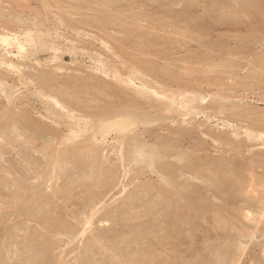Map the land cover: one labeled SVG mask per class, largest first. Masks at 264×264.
Returning a JSON list of instances; mask_svg holds the SVG:
<instances>
[{
  "label": "rangeland",
  "instance_id": "rangeland-1",
  "mask_svg": "<svg viewBox=\"0 0 264 264\" xmlns=\"http://www.w3.org/2000/svg\"><path fill=\"white\" fill-rule=\"evenodd\" d=\"M15 2L0 0V31L36 46L21 56L0 40V264H264V0ZM130 78L160 97L131 89ZM104 110L125 117L120 128L142 116L128 134L144 130L139 144L95 141ZM161 162L169 174L157 172ZM161 179L172 185L164 196ZM170 187L188 200L190 222Z\"/></svg>",
  "mask_w": 264,
  "mask_h": 264
},
{
  "label": "bare ground",
  "instance_id": "bare-ground-1",
  "mask_svg": "<svg viewBox=\"0 0 264 264\" xmlns=\"http://www.w3.org/2000/svg\"><path fill=\"white\" fill-rule=\"evenodd\" d=\"M121 1V0H120ZM14 2H15V0H14ZM109 2V1H108ZM214 2V1H213ZM13 3V2H12ZM11 3V4H12ZM16 3V2H15ZM118 3V2H117ZM117 3H115V4H117ZM253 4V3H252ZM213 8H214V6H213ZM23 9V8H22ZM264 10V9H263ZM255 11V10H254ZM256 12V11H255ZM258 13V12H257ZM0 40L1 41H3V42H6L7 43V45H10V44H14L15 46H16V48H17V52H16V54L17 53H19V55H21V56H23V55H25V53H26V51H27V47H31V48H33V47H35L36 46V41H32V40H30V39H26V38H19V37H17V36H14V35H10V34H8V32H1L0 31ZM5 43V44H6ZM31 43H33L32 45H31ZM8 47H10V46H8ZM3 48H4V46H3ZM14 51V50H13ZM3 53H6V54H13L14 52H12V50L11 49H4V52ZM13 55H15V54H13ZM1 60H3V59H0V61ZM2 62H5V65H7L8 67H11V69H12V67L13 66H15L14 64H13V62L11 61V60H4V61H2ZM1 62V64L2 65H4V63H2ZM132 64V63H131ZM18 64L16 63V66H17ZM98 67V66H97ZM103 67V66H102ZM142 67V66H141ZM14 68V67H13ZM95 69H96V67H95ZM100 68H98V70H99ZM97 70V69H96ZM147 70V69H146ZM101 72V71H100ZM131 72V71H130ZM162 73H163V71H162ZM47 74H48V72H47ZM104 74V73H103ZM106 74H107V72H106ZM109 74V73H108ZM151 74V73H150ZM131 75V74H130ZM143 75V74H142ZM114 76L116 77V78H118L119 79V73L118 72H116L115 74H114ZM114 76H112V77H114ZM122 77V76H121ZM42 78H44V76L42 77ZM51 78V77H50ZM89 78V77H88ZM123 78V77H122ZM49 79V78H48ZM93 79V78H92ZM124 79V78H123ZM83 80H85V79H83ZM90 80V79H89ZM100 81H102V80H100ZM145 81V80H144ZM47 82V81H46ZM95 82H96V79H95ZM139 82V85H137V83L133 80V78L131 79L130 78V80L129 81H127V84H128V86L131 88V89H133V90H138L140 93H144L145 94V92L148 94V95H156V96H158V97H160V94H161V92L160 91H158L156 88H154L153 86H146L145 84H144V82H143V80L142 79H140V81H138ZM99 83V82H98ZM100 83H103V82H100ZM99 83V84H100ZM122 83H124V82H122ZM147 83V82H146ZM93 85L94 84H97V83H92ZM91 84V85H92ZM104 84V83H103ZM105 84H106V82H105ZM104 84V85H105ZM124 84H126V83H124ZM123 84V85H124ZM103 85V86H104ZM52 86H53V84H52ZM55 86V85H54ZM57 86V85H56ZM55 86V87H56ZM101 86V85H100ZM105 86H109V85H105ZM146 86V87H145ZM54 87V88H55ZM96 87V86H95ZM111 87V86H110ZM109 87V88H110ZM144 87V88H143ZM42 88H44V87H42ZM106 88V87H105ZM112 88V87H111ZM140 88V89H139ZM53 89V88H52ZM99 89V88H98ZM42 91V90H41ZM44 92V91H43ZM42 93V92H41ZM49 93V92H48ZM50 94V93H49ZM55 94V93H54ZM131 94V93H130ZM52 95V94H51ZM163 96V95H162ZM53 98H54V96H52ZM165 97V96H164ZM56 98H57V96H56ZM56 98H54L55 100H54V102H55V104H59V101L56 99ZM131 98V97H130ZM7 99V98H6ZM133 99V98H132ZM174 99V98H173ZM202 99H203V97H202ZM201 100V99H200ZM69 101V100H68ZM67 101V102H68ZM169 101V103H172L173 102V100H172V98L170 97V99L168 100ZM52 102V101H51ZM194 102V101H193ZM71 103V102H70ZM122 103V102H121ZM159 103V102H158ZM161 103V102H160ZM183 103V102H182ZM190 103H192V102H190ZM112 104V103H111ZM114 104V103H113ZM118 104V103H117ZM70 105V104H69ZM71 105H72V103H71ZM125 105V104H124ZM107 106V105H106ZM114 106V105H113ZM183 106V105H182ZM73 107V106H72ZM108 107V106H107ZM112 107V106H111ZM69 108H70V106H69ZM75 108V107H74ZM106 108V107H105ZM127 108V107H126ZM71 109V108H70ZM158 109V108H157ZM169 109V108H168ZM178 109V108H177ZM186 109V108H185ZM60 110V109H59ZM71 111H73V109H71ZM117 111V110H116ZM115 111V112H116ZM127 111H128V108H127ZM82 112V111H81ZM87 112V111H86ZM113 112H114V110H113ZM113 112L112 111H110V110H104L103 112H101L100 113V115H103L101 118H100V120L101 121H99V124H98V130L97 131H94L93 133V139L95 140V141H103V143L104 142H106V141H108V140H116V141H119V143L120 142H122V145L126 142H132V144L133 143H136V144H139V142H140V140L142 139V137H143V133L145 134V131L143 130V132H142V134L141 135H138V134H133V135H128L129 134V131L132 129V127H134V126H138L140 123H144L145 121H143V119H141L142 118V116H137V117H130V119H129V121H128V124H126V125H123L121 128L120 127H118V125L121 123V120H123L124 121V119H125V117H121V115H115V114H113ZM72 114H74V113H72ZM252 114H253V112H252ZM87 115V114H86ZM186 115V114H185ZM12 116V115H11ZM23 117H25V116H23ZM72 118H74L75 119V117L74 116H71ZM80 116H78V118H79ZM114 117H116V119L119 117L120 119L119 120H113V118ZM9 118V117H8ZM26 118V117H25ZM96 118H97V116H96ZM13 119V118H12ZM11 119V120H12ZM81 119V118H80ZM98 119V118H97ZM264 119V118H263ZM61 120V119H60ZM79 120V119H78ZM109 120V121H108ZM15 121V120H14ZM78 122V121H77ZM18 123H20V125L21 126H23V127H26V125L28 124V121L26 120V121H23V120H21L20 119V122H18ZM16 124V123H15ZM79 124V123H78ZM76 125V124H75ZM17 126V125H16ZM19 126V125H18ZM46 126V125H45ZM74 126V125H73ZM185 126V125H184ZM31 127V126H30ZM75 127V126H74ZM78 127V126H77ZM81 127H83V126H81ZM80 127V128H81ZM94 127V126H93ZM128 127H130V129H128ZM34 128V127H33ZM85 129V128H84ZM87 129V128H86ZM93 129V128H92ZM115 129L117 130V131H119L120 133H117V135H115L114 137H108V135L110 134V132L111 131H115ZM128 129V130H127ZM71 131L73 130V129H70ZM76 130V129H75ZM78 130H79V127H78ZM88 130V129H87ZM87 130H83V131H87ZM93 130H95V129H93ZM166 130V129H165ZM22 131H24V128H23V130ZM90 131H92L91 130V128H90ZM28 132V131H27ZM73 132V131H72ZM78 132V131H77ZM80 132V131H79ZM155 132V131H154ZM134 133H135V131H134ZM248 133V132H247ZM35 135H39V134H36V133H34ZM68 134V133H67ZM71 134V133H70ZM78 134H80V133H78ZM84 134V133H83ZM91 134V133H90ZM159 135V134H158ZM23 136H24V134H23ZM48 136V135H47ZM79 136V135H78ZM27 137V136H26ZM70 137V136H69ZM68 137V138H69ZM71 138V137H70ZM225 138V137H224ZM26 139V138H25ZM58 139V138H57ZM73 139V138H72ZM75 139V138H74ZM73 139V140H74ZM121 140V141H120ZM228 140V139H227ZM47 141V140H46ZM49 141V140H48ZM47 141V142H48ZM56 141V140H55ZM59 141V140H58ZM94 141V142H95ZM178 141V140H177ZM226 141V140H225ZM228 142V141H227ZM92 143V142H91ZM91 143H89V144H91ZM107 143V142H106ZM85 144V143H84ZM141 144V143H140ZM46 145V144H45ZM50 144H48V146H49ZM54 145H56L55 143H54ZM60 145V144H59ZM64 145V144H63ZM119 145V144H118ZM146 145V144H145ZM262 145V144H261ZM72 147H69L70 148V150H73L74 151V149H75V147H74V145H71ZM95 146V145H94ZM101 146V145H100ZM133 146H134V144H133ZM171 146V145H170ZM166 146L167 147V149H168V151H169V149L171 148V147H173V146ZM51 147H53V146H51ZM64 147V146H63ZM66 147V146H65ZM82 147H83V145H82ZM87 147H89V146H87ZM91 147H92V145H91ZM96 147V146H95ZM127 147H128V145H127ZM132 147V146H131ZM136 147H137V145H136ZM42 148V147H41ZM45 148V147H44ZM44 148H42V149H44ZM94 148V147H93ZM148 148V147H147ZM66 149V148H65ZM120 149H121V147H120ZM137 149V148H136ZM135 149V150H136ZM138 149H140V147L138 148ZM50 150V149H49ZM62 150V149H61ZM89 149H87V151H88ZM91 150V149H90ZM123 150V149H122ZM163 150H164V148H163ZM82 151V150H81ZM92 151V150H91ZM168 151H166V152H168ZM54 152V151H53ZM58 152V151H57ZM75 152V151H74ZM94 152H97L96 151V149H95V151ZM130 152V151H129ZM128 152V155L130 156V153ZM162 152H164V151H162ZM172 152H174V151H172ZM70 153V152H69ZM72 153V152H71ZM77 153H78V151H77ZM80 153V152H79ZM93 153V152H92ZM127 153V152H126ZM135 153H137V152H134V154ZM169 153V152H168ZM82 154H83V152H82ZM87 154V153H86ZM96 154V153H95ZM124 154V153H123ZM165 154V153H164ZM59 155V154H58ZM74 155V154H73ZM84 155V154H83ZM91 155H93V154H91ZM124 155H126L127 156V154H124ZM170 155V154H169ZM121 156V155H120ZM131 156H134V155H131ZM174 156V155H173ZM58 157V156H57ZM71 157H72V155H71ZM122 157V156H121ZM224 158V157H223ZM59 159V158H58ZM57 159V161L59 162L60 161V159L58 160ZM126 159H127V157H126ZM132 159V158H131ZM154 159V158H153ZM66 161H67V159H65ZM69 160V159H68ZM125 160V159H124ZM126 161V160H125ZM132 161V160H131ZM185 161V160H184ZM61 162H63V163H65L64 162V159H63V161H61ZM129 162V161H128ZM159 162V161H158ZM69 163V162H68ZM73 163V162H72ZM122 163V162H121ZM155 163V162H154ZM154 163H149L150 165H153ZM156 163H157V161H156ZM182 163H184V162H182ZM227 163V162H226ZM177 164V163H176ZM181 164V163H180ZM63 165V164H62ZM71 165V164H70ZM69 165V166H70ZM133 165H138V164H133ZM143 165V164H142ZM173 165H175V164H173ZM173 165H170V166H173ZM223 165H225V164H223ZM13 166V165H12ZM64 166H65V164H64ZM67 166V165H66ZM177 167L179 166V165H176ZM181 166V165H180ZM180 166H179V168H180ZM193 166V165H192ZM196 166H198V165H196ZM71 167V166H70ZM74 167V166H73ZM65 168V167H64ZM67 168V167H66ZM139 168V167H138ZM143 168H144V165H143ZM156 168V170H157V172H159V173H161V172H166L167 174H169V170H168V168H167V166L166 165H164V163L162 164V162H161V164L159 165V166H157V167H155ZM183 168H184V170L185 169H188L189 168V165L187 164V166H186V168H185V166L183 167L182 166V168H181V170H183ZM192 168V167H191ZM198 168V167H197ZM199 168H200V166H199ZM204 168V167H203ZM12 169V168H11ZM15 169H16V167H15ZM196 169V168H195ZM202 169V168H201ZM17 170V169H16ZM24 170V169H23ZM167 170H168V172H167ZM183 170V171H184ZM1 171V170H0ZM148 171V170H147ZM193 174H194V171H192V170H190ZM197 171H199V170H197ZM201 171V170H200ZM209 171V170H208ZM2 172V171H1ZM4 172V171H3ZM9 172V171H8ZM8 172H7V174H8ZM156 172V171H155ZM172 172V171H171ZM187 173H190L188 170L186 171ZM203 172H204V170H203ZM146 173V172H145ZM166 173H164V174H166ZM197 173V172H196ZM10 174H11V172H10ZM24 174H25V170H24ZM23 174V175H24ZM98 174V173H97ZM144 174V173H143ZM162 174V173H161ZM191 174V173H190ZM192 174V175H193ZM207 174V173H206ZM2 175V174H1ZM4 175V174H3ZM171 175V174H170ZM177 175V174H176ZM195 175H197V174H195ZM194 175V176H195ZM98 176V175H97ZM103 176V175H102ZM174 176V175H173ZM178 176V175H177ZM3 177V176H2ZM93 177V176H92ZM8 178V177H7ZM12 178V177H11ZM100 178V177H99ZM13 179V178H12ZM92 179V178H91ZM6 180V179H5ZM18 180V179H17ZM66 180V179H65ZM71 180V179H70ZM72 180H74V179H72ZM71 180V181H72ZM97 180V179H96ZM8 181V180H7ZM151 181V180H150ZM161 181L162 182H159V183H162V186H160L161 188H160V192L161 193H159V194H162L163 193V195L162 196H164V193L167 191L166 189V185H171L170 183H168L165 179H161ZM169 181V180H168ZM180 181V180H179ZM182 181V180H181ZM14 182H15V180H14ZM18 182V181H17ZM155 182V181H154ZM177 182V181H176ZM4 183H6V182H4ZM82 183V182H81ZM92 183H94V182H92ZM145 183H147L146 181H145ZM158 183V182H157ZM171 183H175V182H171ZM183 183V181L181 182V184ZM3 184V183H2ZM12 184H13V182H12ZM16 184V183H15ZM22 184V183H21ZM72 184H74V183H72ZM151 184V183H150ZM149 184V185H150ZM177 184H179V183H177ZM180 184V185H181ZM6 185V184H5ZM65 185V184H64ZM69 185H70V183H69ZM152 185V184H151ZM185 185H187L186 183H185ZM19 186V185H18ZM17 186V187H18ZM75 186V185H74ZM140 186H141V184H140ZM163 186H165V187H163ZM172 186V185H171ZM173 186H175V185H173ZM188 186V185H187ZM1 187V186H0ZM10 187V186H9ZM22 187L24 188V187H27V185L25 186H23V184H22ZM61 187H63V186H61ZM72 187V186H71ZM159 187V186H158ZM190 187V186H189ZM209 187V186H208ZM14 188V187H13ZM21 188V187H20ZM30 188V187H29ZM57 188L58 187H56V189L55 190H57ZM60 188V187H59ZM58 188V189H59ZM69 188V186H67V189ZM83 188V187H82ZM145 188H146V186H145ZM144 188V189H145ZM174 189V187H170V189ZM186 188V187H185ZM184 188V189H185ZM206 188V187H205ZM15 189V188H14ZM17 190H18V188H16ZM27 189V188H26ZM70 189V188H69ZM68 189V190H69ZM147 189V188H146ZM145 189V190H146ZM172 189H171V191H172ZM187 189V188H186ZM212 189V188H211ZM10 190V189H9ZM30 190V189H29ZM141 190H142V186H141ZM150 190H151V187H150ZM149 190V191H150ZM176 191H177V189H175ZM190 190V189H189ZM208 190V189H207ZM1 191V194H3L2 193V190H0ZM11 191H12V189H11ZM28 191V190H27ZM53 191V190H52ZM59 191H61V190H59ZM142 191H144V190H142ZM155 191V190H154ZM178 191H179V189H178ZM176 192V193H179V192ZM186 191V190H185ZM5 193H6V191H4ZM10 192V191H9ZM15 192H17L16 190H15ZM18 192H19V190H18ZM20 192H22L21 190H20ZM19 192V193H20ZM55 192H57V191H55ZM66 192V191H65ZM70 192V191H69ZM89 192V191H88ZM144 192H147V191H144ZM152 192V191H151ZM168 192H170V191H168ZM182 192V191H181ZM184 192V191H183ZM214 192V191H213ZM7 193H8V191H7ZM11 193V192H10ZM18 193V194H19ZM29 193H30V191H29ZM62 193V192H61ZM68 193V192H67ZM66 193V194H67ZM134 193V195H133V197H131V198H134V196H135V192H133ZM132 193V194H133ZM148 193V192H147ZM158 193V192H157ZM172 193H175V191L173 192L172 191ZM176 193H175V195H174V197H170L171 198V200H172V198H174L173 199V201L175 200V199H177V198H181V196H179V197H175L176 196ZM193 194H194V192H192ZM12 194V193H11ZM16 195H17V193H15ZM27 195H28V192L26 193ZM56 194H58V193H56ZM59 194H60V192H59ZM62 194H64V193H62ZM62 194H60V196H62V197H64V195H62ZM71 194H73V193H71ZM75 194V193H74ZM139 194V193H138ZM150 194V193H149ZM149 194H147V196L149 195ZM152 194V193H151ZM154 194V193H153ZM191 194V193H190ZM189 193H188V195H190ZM193 194H191V195H193ZM199 194V193H198ZM203 194V193H202ZM7 195H9V194H7ZM13 195H14V193H13ZM15 195V197H17ZM47 195V194H46ZM68 195V194H67ZM82 195H84V194H82ZM81 195V196H82ZM145 195V194H144ZM144 195H143V197H144ZM156 195H158V194H156ZM155 195V196H156ZM173 195V194H172ZM197 195V194H196ZM195 195V196H196ZM45 196V195H44ZM53 196H55V195H53ZM84 196H86V195H84ZM84 196H82V197H84ZM90 196V195H89ZM128 196H130V195H128ZM132 196V195H131ZM139 196V195H138ZM141 196V195H140ZM186 195H183L182 194V199H184V197H185ZM200 196H202V195H200ZM223 196V195H222ZM9 197V196H8ZM13 197V196H12ZM21 197V196H20ZM29 197L31 198V194L29 195ZM42 197V196H41ZM68 197V196H67ZM93 197V196H92ZM154 197V196H153ZM157 197V196H156ZM0 198H1V201H2V203L4 202L3 200H2V197L0 196ZM6 198V197H5ZM14 198V197H13ZM18 198V197H17ZM16 198V199H17ZM26 198H28V197H26ZM29 198V199H30ZM56 198V197H55ZM61 198V197H60ZM65 198V197H64ZM63 198V199H64ZM70 198V197H69ZM69 198H65V199H68L69 200ZM85 198V197H84ZM87 198V197H86ZM85 198V199H86ZM89 198V197H88ZM94 198V197H93ZM128 198V197H127ZM126 198V199H127ZM130 198V199H131ZM148 198V197H147ZM149 198H151V197H149ZM179 198V199H180ZM188 198V197H187ZM196 198H198V197H196ZM7 199V198H6ZM16 199L14 200V201H16ZM19 199H21V198H19ZM37 199V198H36ZM41 199V198H40ZM44 199V198H43ZM50 199V198H49ZM89 199H92L91 198V196H90V198ZM88 199V201H90ZM134 199H136V197L134 198ZM179 199H177L176 200V204H175V206L177 207V209L179 210V212L180 211H182V215L184 214L185 216L186 215H189V208H190V205H185V203L188 201H186L184 204L182 203V204H179L180 202H178V200ZM13 200V199H12ZM31 200H32V198H31ZM45 200V199H44ZM52 200H53V198H52ZM51 200V202H54V201H52ZM95 200H98V199H96V197H95ZM132 200V199H131ZM131 200H129L127 203L128 204H130L132 201ZM140 200V199H139ZM155 200V199H154ZM170 200V201H171ZM200 200V199H199ZM203 200V199H202ZM202 200H200L201 202H202ZM1 201H0V204H2L1 203ZM21 201V200H20ZM43 201V200H42ZM47 201V200H46ZM61 201V200H60ZM93 201V200H92ZM163 201V200H162ZM165 201V200H164ZM169 201V202H170ZM189 201H191V199L189 200ZM195 201V203H196V199L195 200H193V202ZM13 202V201H12ZM22 202V201H21ZM33 202V201H32ZM32 202L30 203L31 205H32ZM37 202H39V201H37ZM50 202V201H49ZM50 202V203H51ZM94 202V201H93ZM95 202H97V201H95ZM121 202V201H120ZM125 202V201H124ZM144 202H145V200H144ZM153 202V201H152ZM183 202V201H182ZM192 202V201H191ZM209 202V201H208ZM40 203H41V201H40ZM39 203V204H40ZM47 203H48V201H47ZM50 203H49V205H50ZM122 203V202H121ZM146 203V202H145ZM156 203H158V202H155V204ZM162 203V202H161ZM164 203V202H163ZM172 203V202H171ZM200 203V202H199ZM198 203V204H199ZM204 203H206V202H204L203 201V204ZM210 203V202H209ZM262 205H264V203L261 201L260 202ZM3 204H5V203H3ZM30 204H28V207H30L29 205ZM34 204V203H33ZM56 204H58V203H56ZM60 204H62V203H60ZM65 204H67V202L65 203ZM83 204V203H82ZM87 204V203H86ZM93 204V203H92ZM123 204V203H122ZM127 204V205H128ZM147 204H149V201L147 202ZM187 204H188V202H187ZM193 204V203H192ZM198 204H197V206H198ZM23 205H25V203H23ZM27 205V204H26ZM35 205V204H34ZM34 205H32V206H34ZM53 205V204H52ZM89 205H90V203H89ZM151 206H152V204H150ZM161 205V204H160ZM194 205V204H193ZM206 204H204V206H205ZM247 205V204H246ZM257 205V204H256ZM16 206V205H15ZM60 206V205H59ZM58 206V207H59ZM95 206V205H94ZM123 206H125V204L123 205ZM130 206H132L131 204H130ZM153 206H154V203H153ZM155 206H157V204L155 205ZM195 206V205H194ZM193 206V207H194ZM196 206V207H197ZM208 206V205H207ZM206 206V207H207ZM19 207V206H18ZM21 207V206H20ZM23 207V206H22ZM21 207V208H22ZM27 207V209H29ZM49 207V206H48ZM92 207V206H91ZM122 207V206H121ZM139 207V206H138ZM141 207V206H140ZM164 207V206H163ZM175 207V208H176ZM192 206H191V208H193ZM200 207V206H199ZM226 207V206H225ZM263 207V206H262ZM25 208H26V206H25ZM25 208H23V209H25ZM35 208H36V206H35ZM38 208H41V207H38ZM46 208V207H45ZM50 208V207H49ZM62 208H63V206H62ZM119 208V207H118ZM124 208V207H123ZM26 209V210H27ZM56 209V208H55ZM90 209V208H89ZM117 209V208H116ZM128 209V208H127ZM131 209V208H130ZM151 209V208H150ZM161 209H164V208H162L161 207ZM167 208H165V210H166ZM172 209H174V207L172 208ZM197 209V208H196ZM262 209V208H261ZM30 210V209H29ZM39 210H41V209H39ZM52 210V209H51ZM94 210V209H93ZM110 210V209H109ZM126 210V209H125ZM133 210V209H132ZM146 210V209H145ZM203 211H206V209L204 210V209H202ZM264 210V209H263ZM262 210V211H263ZM64 211V210H63ZM95 211V210H94ZM93 211V212H94ZM117 211V210H116ZM124 211V210H123ZM129 211V210H128ZM128 211H126V212H128ZM150 211H152L153 212V210H150ZM164 211V210H163ZM201 211V210H200ZM44 212H45V210H44ZM47 212V211H46ZM45 212V213H46ZM50 212V211H49ZM107 212V211H106ZM113 212V211H112ZM115 212V211H114ZM172 212V211H171ZM176 212V211H175ZM51 213V212H50ZM120 213V212H119ZM139 213V212H138ZM150 213V212H149ZM165 213V212H164ZM188 213V214H187ZM192 213H193V211H192ZM264 213V212H263ZM112 214V213H111ZM126 214H128V213H126ZM125 214V215H126ZM134 214H136V213H134ZM197 214H199L198 212H197ZM61 215V214H60ZM93 215V214H92ZM92 215H90L91 217H92ZM95 215V214H94ZM113 215V214H112ZM115 215V214H114ZM123 214H121V216H122ZM152 215V214H151ZM150 215V216H151ZM154 215V214H153ZM156 215V214H155ZM163 215V214H162ZM166 215V214H165ZM168 215H169V213H168ZM176 215H178V214H176ZM194 215V214H193ZM260 215V214H259ZM263 215V214H262ZM44 216V215H43ZM42 216V217H43ZM97 216H99V215H97ZM107 216V215H106ZM117 216V215H116ZM138 216V215H137ZM167 216V215H166ZM200 216V215H199ZM261 216V215H260ZM90 217V218H91ZM101 218H103L102 217V215L100 216ZM105 217V216H104ZM107 217H110L109 215L107 216ZM136 217V216H135ZM151 217H153V216H151ZM170 217H172L171 215L169 216V218ZM173 217H174V215H173ZM180 217V216H179ZM187 218H188V216H186ZM190 217H191V215H190ZM201 217V216H200ZM44 218V217H43ZM56 218H58V217H56ZM111 218V217H110ZM109 218V220L111 221V219ZM114 218V217H113ZM115 218H118V217H115ZM130 218V217H129ZM131 218H133V217H131ZM155 218V217H154ZM158 218V216L156 217V219ZM197 218H198V216H197ZM203 218V217H202ZM229 218V217H228ZM227 218V219H228ZM45 219H47V218H45ZM100 219V218H99ZM107 219V218H106ZM124 219V218H123ZM128 219V218H127ZM135 219V218H134ZM160 219V218H159ZM162 219H164V218H162ZM166 219V218H165ZM182 219H183V217H182ZM190 218H188V220H189ZM201 219V218H200ZM199 219V220H200ZM206 219V218H205ZM56 220V219H55ZM98 220V219H97ZM102 220V219H101ZM104 220V219H103ZM121 220V219H120ZM131 220V219H130ZM152 220V219H151ZM169 220V219H168ZM167 220V221H168ZM174 220H176V219H174ZM186 220V219H185ZM222 220V219H221ZM225 220V219H224ZM114 221H116V220H114ZM159 221V220H158ZM163 221V220H162ZM171 221V220H170ZM193 221V220H192ZM202 221V220H201ZM218 221V220H217ZM90 222V221H89ZM151 222V221H150ZM172 222H175L176 223V221H173L172 220ZM179 222V221H178ZM183 222H184V220H183ZM186 222V221H185ZM189 222H190V220H189ZM221 222V225L223 224L222 222L223 221H220ZM226 222V221H225ZM123 223V222H122ZM163 223H165V222H163ZM170 223V222H169ZM182 223V222H181ZM229 223H230V221H229ZM110 224V223H109ZM115 224V223H114ZM126 224V223H125ZM157 224V223H156ZM166 224H167V222H166ZM166 224H163L164 226H166ZM189 224V223H188ZM187 224V225H188ZM225 224V223H224ZM86 225V224H85ZM117 225V224H116ZM168 225H170V224H168ZM179 225V224H178ZM193 225V224H192ZM118 226V225H117ZM124 226V225H123ZM152 226H154V225H152ZM162 226V225H161ZM173 226V225H172ZM171 226V227H172ZM180 227H181V225H179ZM179 226H177V227H179ZM256 226V225H255ZM116 227V226H115ZM196 227V226H195ZM223 227V226H222ZM225 227H226V225H225ZM48 228V227H47ZM119 228V227H118ZM124 228V227H123ZM128 228V227H127ZM170 228V227H169ZM183 228V227H182ZM197 228V227H196ZM232 228V227H231ZM45 229V228H44ZM86 229V228H85ZM84 229V230H85ZM151 228H149V230H150ZM174 229V228H173ZM173 229H172V231H173ZM225 229V228H224ZM237 229V228H236ZM238 229H241V226H240V228H238ZM42 230H43V227H42ZM47 230V229H46ZM118 230V229H117ZM165 230V229H164ZM180 230H181V228H180ZM180 230H179V232H180ZM232 230V229H231ZM100 231V230H99ZM166 231V230H165ZM238 231V230H237ZM237 231H235V232H237ZM113 231H111V233H112ZM120 232V231H119ZM119 232L117 233V234H119ZM240 232V231H239ZM114 233H115V231H114ZM166 233V232H165ZM182 233V232H181ZM238 233V232H237ZM241 233H242V231H241ZM244 233V232H243ZM83 234V233H82ZM94 234V233H93ZM106 234V233H105ZM121 234H122V232H121ZM128 234V233H127ZM127 234H125V235H127ZM167 234V233H166ZM168 234H170V233H168ZM196 234V233H195ZM102 235V234H101ZM104 235V234H103ZM109 235H110V233H109ZM146 235V234H145ZM144 235V236H145ZM42 235H40V237H41ZM100 236V235H99ZM170 236H171V234H170ZM182 236V235H181ZM184 236V235H183ZM186 236H188V235H186ZM39 237V238H40ZM44 237V236H43ZM107 237V236H106ZM113 237V236H112ZM111 237V238H112ZM122 237H124V234L122 235ZM128 237V236H127ZM161 237H163V236H161ZM45 238V237H44ZM47 238V237H46ZM96 239H97V237H95ZM100 238V237H99ZM102 238H105L104 236H102ZM116 238H118V237H116ZM135 238V237H134ZM144 238V237H143ZM176 238V237H175ZM48 239V238H47ZM119 239H120V237H119ZM123 239V238H122ZM121 239V240H122ZM126 239V238H125ZM136 239V238H135ZM165 239V238H164ZM163 239V240H164ZM171 239V238H170ZM173 239V238H172ZM38 240H40L41 241V239H38ZM103 240V239H102ZM105 240V239H104ZM104 240H103V242H104ZM107 240V239H106ZM113 240H115V239H113ZM131 240H132V238H131ZM139 240H141V239H139ZM169 240V239H168ZM126 241V240H125ZM124 241V242H125ZM165 241V240H164ZM43 242H44V240H43ZM94 242V241H93ZM116 242V241H115ZM119 242V241H118ZM123 242V241H122ZM130 242V241H129ZM135 242V241H134ZM139 242V241H138ZM153 242V241H152ZM158 242V241H157ZM160 242H161V240H160ZM38 243V242H37ZM49 243V242H48ZM105 243V242H104ZM112 243V242H111ZM120 243V242H119ZM136 243V242H135ZM140 243V242H139ZM47 244V243H46ZM99 244H102V243H99ZM108 244V243H107ZM137 244V243H136ZM187 244V243H186ZM41 245V244H40ZM91 245H93L92 243H91ZM109 245V244H108ZM117 245V244H116ZM153 245V244H152ZM160 245V244H159ZM163 245V244H162ZM169 245H170V243H169ZM232 245V244H231ZM29 246V245H28ZM117 246H120V245H117ZM126 246H128V244L126 245ZM130 246H132V245H130ZM161 246V245H160ZM172 246V245H171ZM112 247H114L113 245H112ZM129 247V246H128ZM30 248V247H29ZM32 248H33V246H32ZM50 248V247H49ZM89 248V247H88ZM92 248V247H91ZM94 248V247H93ZM93 248H92V250H93ZM110 248H111V246H110ZM184 248V247H183ZM183 248H182V250H183ZM39 249V248H38ZM90 249V248H89ZM96 249V248H95ZM112 249V248H111ZM114 250H115V248H113ZM153 249V248H152ZM158 249V248H157ZM164 249V248H163ZM122 250V249H121ZM149 250V249H148ZM147 250V251H148ZM155 250H156V248H155ZM154 250V251H155ZM175 250V249H174ZM30 251H31V248H30ZM87 251H89V250H87ZM94 251V250H93ZM98 250H96V252H97ZM103 251V250H102ZM107 252L108 253V251H109V248H106L105 247V250H104V252ZM137 251V250H136ZM111 253H112V250L110 251ZM115 252V251H114ZM140 253L141 252H143V253H145L144 252V250L143 251H139ZM138 252V253H139ZM162 252H164L163 250H162ZM90 253H92V252H90ZM103 253V252H102ZM116 253H118V252H116ZM147 253V252H146ZM84 254V253H83ZM98 254H99V252H98ZM121 254V253H120ZM124 254V253H123ZM148 254V253H147ZM156 254V253H155ZM154 254V255H155ZM164 254V253H163ZM165 254H167V253H165ZM214 254V253H213ZM45 255V254H44ZM85 255V254H84ZM84 255H82V256H84ZM89 255H91V254H89ZM95 256H96V254H94ZM115 255H119V254H115ZM160 255V254H159ZM162 255V254H161ZM39 256V255H38ZM43 256V255H42ZM81 256V257H82ZM102 256V255H101ZM130 256V255H129ZM45 257V256H44ZM46 257H48V256H46ZM45 257V258H46ZM85 257V256H84ZM83 257V258H84ZM107 256H105V258H106ZM119 257V256H118ZM118 257H113V258H118ZM121 257V256H120ZM120 257H119V259H120ZM122 257L124 258V256L122 255ZM132 257V256H131ZM160 257V256H159ZM158 257V258H159ZM34 258V257H33ZM40 258V257H39ZM39 258H38V261H36V262H38L39 263ZM51 258V257H50ZM49 258V259H50ZM87 257H85V259H86ZM91 258V257H90ZM110 258V257H109ZM130 258V257H129ZM140 258V256L138 255V259ZM148 258V257H147ZM175 258V262L177 263V261H178V258H176V257H174ZM173 258V259H174ZM213 258V257H212ZM48 258L46 259V260H49ZM99 259V258H98ZM127 259V258H126ZM142 259V258H141ZM145 259V258H144ZM160 259V258H159ZM158 259V260H159ZM162 259H163V257H162ZM170 259V258H169ZM173 259H172V262H173V264H175V262L173 261ZM177 259V260H176ZM197 259V258H196ZM36 260V259H35ZM34 260V261H35ZM45 260V259H44ZM46 260L44 261V262H46ZM84 260V259H83ZM87 260V259H86ZM97 260V259H96ZM102 260H103V258H102ZM102 260H99V261H102ZM106 260V259H105ZM125 260V259H124ZM149 260V259H148ZM150 260H151V258H150ZM161 260V259H160ZM160 260H159V262H160ZM167 260V259H166ZM165 260V261H166ZM235 260V259H234ZM41 261H42V258H41ZM89 261V260H88ZM90 261H91V259H90ZM95 261V260H94ZM98 261V263H100ZM109 261H113V260H111V259H109ZM121 262H124V261H122V260H120ZM134 261V260H133ZM139 261H141V260H139ZM210 261V260H209ZM78 262H80L79 260H78ZM92 262V261H91ZM97 262V261H96ZM120 262V263H121ZM126 262V261H125ZM137 261H135V263H136ZM144 262H146V261H144ZM152 262H155L154 260L152 261ZM158 262V261H157ZM108 263V262H107ZM111 263V262H110ZM120 263H118V264H120ZM130 263V262H129ZM138 263V262H137ZM181 263L182 264H188V262L186 261V260H184V261H181ZM209 263V262H208ZM222 263H224V262H222ZM230 263V262H229ZM35 264V263H34ZM45 264V263H44ZM78 264V263H77ZM79 264H81V262L79 263ZM84 264H85V262H84ZM112 264V263H111ZM117 264V263H116ZM122 264V263H121ZM125 264V263H124ZM140 264V263H139ZM148 264H151L150 262L148 263ZM155 264H156V262H155ZM163 264V263H162ZM166 264V263H165ZM172 264V263H171ZM180 264V263H179ZM201 264H202V262H201ZM207 264V263H206Z\"/></svg>",
  "mask_w": 264,
  "mask_h": 264
}]
</instances>
